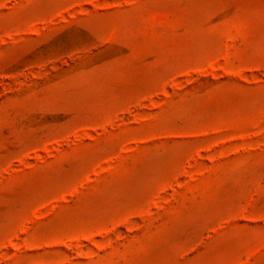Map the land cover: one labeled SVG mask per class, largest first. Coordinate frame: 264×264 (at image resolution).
<instances>
[{"label":"rangeland","instance_id":"rangeland-1","mask_svg":"<svg viewBox=\"0 0 264 264\" xmlns=\"http://www.w3.org/2000/svg\"><path fill=\"white\" fill-rule=\"evenodd\" d=\"M0 264H264V0H0Z\"/></svg>","mask_w":264,"mask_h":264}]
</instances>
